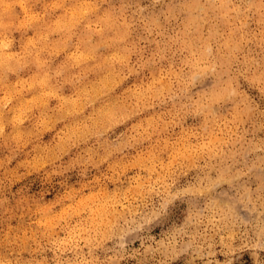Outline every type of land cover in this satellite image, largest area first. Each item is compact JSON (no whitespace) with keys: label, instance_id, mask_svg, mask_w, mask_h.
<instances>
[{"label":"rangeland","instance_id":"1","mask_svg":"<svg viewBox=\"0 0 264 264\" xmlns=\"http://www.w3.org/2000/svg\"><path fill=\"white\" fill-rule=\"evenodd\" d=\"M247 2L99 3L129 34L127 49L99 51L111 103L58 119L30 96L0 123V264H264V91L244 71L264 50V7ZM55 4L27 33L39 60L89 13ZM35 72L0 83V108ZM65 93L50 107L79 103Z\"/></svg>","mask_w":264,"mask_h":264},{"label":"clouds","instance_id":"2","mask_svg":"<svg viewBox=\"0 0 264 264\" xmlns=\"http://www.w3.org/2000/svg\"><path fill=\"white\" fill-rule=\"evenodd\" d=\"M42 2L43 0H0V83H3L7 76L19 79L28 71L36 70L35 76L25 81L23 89L16 87L9 104L0 108V123L8 119L7 113L15 114L31 105L33 99H30V96L35 99L46 96L40 106L48 109L58 119L78 115L85 107L95 110L112 101L106 91H98L96 87H106L105 81L112 70L109 63L111 57L100 55L99 51L112 47L127 49L129 34L126 28L119 24L116 17L100 11L99 3L103 0H56L55 6L66 12L77 11L82 5H87L89 13L80 17L68 31L59 32V40L56 41L58 51L48 59L39 60L25 41L27 33L42 19L37 11V6ZM194 3L200 5V10L206 14L223 9L229 12H238L240 9L249 11L251 7L247 0H194ZM261 6L264 7V0H261ZM179 11H183L182 6ZM93 24L97 27L93 28ZM92 35L100 36V41L93 44ZM236 37L237 33L234 31L229 40ZM243 39V36H239V40ZM227 44L228 41H225V46ZM15 45L20 46L21 52L13 51ZM87 45L94 49L92 54L79 60L69 54L72 49L79 51ZM60 52H65V58L56 62L55 58ZM125 58H128L127 55ZM244 71L247 72L246 79L253 85L259 78L260 90L264 91V50L260 52L258 60L251 61ZM65 89H68V93L79 103L76 106L65 105L63 109L50 107L49 101H60L66 97ZM8 122L13 123L11 119H8Z\"/></svg>","mask_w":264,"mask_h":264},{"label":"bare ground","instance_id":"3","mask_svg":"<svg viewBox=\"0 0 264 264\" xmlns=\"http://www.w3.org/2000/svg\"><path fill=\"white\" fill-rule=\"evenodd\" d=\"M21 114V113H20Z\"/></svg>","mask_w":264,"mask_h":264}]
</instances>
